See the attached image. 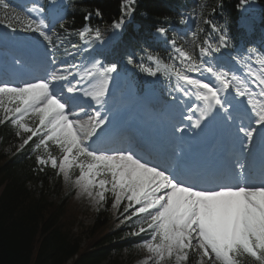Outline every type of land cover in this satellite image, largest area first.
<instances>
[{"label":"snow or ice","instance_id":"6c2138e0","mask_svg":"<svg viewBox=\"0 0 264 264\" xmlns=\"http://www.w3.org/2000/svg\"><path fill=\"white\" fill-rule=\"evenodd\" d=\"M249 2L241 0L242 10ZM134 4L135 0H123L121 18L112 24L114 30H120L125 18L132 16ZM0 10L3 12L0 24L13 32L39 33L53 47L56 44L54 37L64 43L65 38L55 31L51 34L46 31L43 19L14 14L6 0H0ZM35 11L42 12L43 9ZM90 15L88 13L85 19ZM96 15H101L98 9ZM203 22L218 34L215 42L197 43L195 32L187 47L178 46L175 39L171 40L179 68L154 55H149L148 59L155 67L136 64L132 55L128 56L127 63L153 77L158 73L174 75L181 92L202 102V106L197 105L200 112L195 121L197 128L216 109L223 110L225 119H232L224 97L230 89H234L237 96L246 97L252 116L249 126L240 127L239 131L245 138L242 146L247 149L257 131L251 125L260 126L264 131V59L257 57L259 73L250 69L251 83L258 89L253 91L248 81L205 59L228 48L230 38L223 26L210 19ZM166 31L164 27L157 29L161 35ZM78 35L89 41L93 37L98 41L102 39L99 27L85 26ZM115 72L117 64L105 66L99 60L78 70L80 81L90 85L84 95L102 106ZM190 73H199L202 78ZM71 75L65 68L22 84L0 82V125L10 123L15 129V135L21 139L17 150L37 138L33 150L41 153L36 157L40 165H50L66 183H71L98 205L106 203L110 194L114 210H119L122 204L124 212L132 210L127 219L140 218L136 234H150L139 246L148 254L142 264H264V179L258 184L251 182L245 165L238 163L234 170L235 183L207 187L189 182L131 149L94 147L107 118L101 111L89 113L81 107L77 112L69 106L63 86L58 82L67 81ZM184 86H188L187 90ZM77 91L80 89L75 86L67 87L68 93ZM53 148L58 154L53 153ZM77 171L78 175L74 176Z\"/></svg>","mask_w":264,"mask_h":264},{"label":"trees","instance_id":"16d2710c","mask_svg":"<svg viewBox=\"0 0 264 264\" xmlns=\"http://www.w3.org/2000/svg\"><path fill=\"white\" fill-rule=\"evenodd\" d=\"M6 2L14 14L31 16L29 6H20L14 0ZM122 3L123 0H38L30 10L41 8L43 11L37 13L48 15L52 5L56 7V14L62 15L55 32L67 40L60 47L58 57L71 52L73 45L87 41L86 57L97 50L105 51L108 64L115 63L117 70L124 72L127 87L135 82L140 93L147 82L155 80L163 86L169 76L162 73L155 77L148 75L127 63L129 55L133 56L136 64L155 67L148 59L149 55H154L165 63L180 67L174 51L153 40L155 29L170 27L186 32L194 22L190 32L176 35L175 31H169L168 37H174L178 46L183 44L185 47L193 39L194 32L197 43L204 40L215 42L218 34L203 22L210 19L223 26L230 38L229 47L216 53L227 55L240 46L247 50L250 45L244 30L237 26L241 18L262 17L257 23L256 32L259 34L260 27L264 26V0H250L245 10H242L241 0H135V11L130 18H125L122 26L123 35L115 38L112 24L121 18ZM97 9L100 16L96 15ZM88 13L91 15L85 19ZM184 15L193 17L191 26L183 25ZM0 18H3L2 10ZM85 26L99 27L102 39L98 41L93 37L89 41L81 38L78 33ZM27 33L43 38L39 33ZM36 142L34 137L22 150H17L21 139L15 135V129L10 123L0 125V264H101L104 261H108L106 264H129L134 255L129 254L122 259V250H135L150 235L136 234L140 218L132 216L127 219L131 212H124L123 205L114 210L120 223L107 211L100 210L90 226L88 237L75 235L74 223L65 214L66 200L71 195L61 193L64 179L57 170L38 164L36 157L41 153L33 150ZM6 148H11V151L6 153ZM53 153L58 154L55 148ZM30 185L36 186L37 190ZM55 194H60L58 202L51 199ZM111 204L108 196L105 205L112 209Z\"/></svg>","mask_w":264,"mask_h":264},{"label":"rangeland","instance_id":"374dc122","mask_svg":"<svg viewBox=\"0 0 264 264\" xmlns=\"http://www.w3.org/2000/svg\"><path fill=\"white\" fill-rule=\"evenodd\" d=\"M51 16L53 18H55V16H53V15H51ZM43 20L46 23V19H43ZM242 20L244 21V25L243 26H241V21ZM187 21H188L187 22L188 24L191 23V21L189 19ZM53 26L54 25H51V26L48 27V31L50 33H52V31H53V28H52ZM239 26L240 27H244L246 32H249V35H254L255 34L254 30H255L256 24L252 21V19H250V18H242V19H240ZM120 32H121V30H118L115 33V36H119ZM0 33H1L0 34L1 38L0 39H3V44L8 43V45H5V46L4 45H0V59L4 60L6 54H8V56L10 58V61H11V65H9V66H12V64H17L18 61L15 60L14 57L12 59L11 55H9V53H8L6 48H11V49H14V50L15 49H23V46L27 43V40H28L27 36L24 34L26 32L25 31H21V30H17L15 32H13L11 29H8L5 24H0ZM154 34H155L157 39L166 40V42H167L166 44L168 45L169 48L172 49L171 43H170L171 40L168 38L167 33L161 35V34H159L156 31ZM8 36H10V40H8ZM5 38H7V39H5ZM13 39L14 40H18L17 42H20L21 44H16V42L13 41ZM54 40L55 41L57 40L56 37H54ZM57 41H59V40H57ZM0 42H1V40H0ZM262 42H264V39L262 40ZM41 44H42V46L44 47V49L46 50V52L48 54V59L50 61V65H51V67H48L47 71H45V76H48L54 70L63 71L65 68H67L69 71H73V70L76 71V70H78V66H82L81 65L82 64L81 60H78L77 62L76 61L73 62V64H70V62H66L67 65H65L63 67H58L59 63H56V64L54 63L53 64V60L56 61L54 59V57L57 55L58 49H56L55 47H53L51 45H48V43L46 41H44V40L41 41ZM263 49H264V43H263ZM83 51H84V48L76 47L75 52H73L71 55H79ZM97 55L98 56H93L92 58L89 59V62L86 64L87 67H90L91 64L94 63L96 60H99L101 62L103 61L104 52L97 53ZM73 65H75V67H73ZM17 66L21 67L20 64H17ZM240 67H242V68L239 69L241 78L245 79L246 81H248L249 87H251L253 89V91H258L256 86L251 83V80L253 79V77L250 75V69H251V71L257 72V73H259L260 70H258L257 68H256L257 70L253 69L252 65H248L249 69L243 68V65H240ZM259 69H261V68H259ZM115 73L112 74V79H111V81L114 84L112 82H110V84L108 86L110 92H115L116 91V87H114V85L116 83H119L118 84L119 87L121 86V79L122 78H121L120 75H117ZM204 75L207 77L209 74H204ZM192 76H194L196 78H202L200 76V74H193ZM33 77L35 78L36 76L33 75ZM70 79H73V78H69V80L65 81L63 83V85H65L66 87H70L72 85H79V86H84L85 85V87H90L89 83H87L85 81H82V82L80 81V76L79 75H77V79L78 80H75L76 84L71 82ZM212 79L214 81V78H212ZM78 81H80V82L78 83ZM175 82L177 84V80H175ZM85 87H82V89L80 91H78V92H82L85 89ZM184 87L187 90L188 86H184ZM109 90H108V94H109ZM178 92H179V95H180L181 98H180V102L178 103L179 106L175 107L174 109L178 110V111H181V115L180 116L183 118L184 121L189 116H191L192 117L191 120H194V121L199 119L200 112L197 109V105H201L202 106V102L197 100L192 95H185L184 92H181L179 89H178ZM64 93L67 94V91H65ZM121 95L118 96V97H110V95L109 96L107 95L106 98H105V103L103 104V107L101 105H96L95 104L94 107H93L94 110H98V111L103 110V109H104V111L105 110L106 111L109 110V112H111L109 116H111V117L117 116L120 113H125V114H127V115H129L131 117L136 118L139 123L143 122L142 119H145L147 117H152V120H150V121L153 124L157 123V121L155 120L157 115L162 114L164 112L163 110L154 111L152 109V107H156L159 103H161V99L160 100L154 99L151 92H147L146 94L143 95V97L142 96H136V98L131 97L132 95H125V97L123 98V96H121ZM224 97H225V101H226V107H228V110L236 111L237 109H240L241 111L251 112L250 106L247 104V98L246 97L237 96L235 94L234 89H230L228 92H226L224 94ZM124 100H126V101H124ZM119 101H122V104L125 105L123 111H117V109L114 110V108L117 106ZM112 107H114V108H112ZM171 108H173V107H171ZM214 111L217 112V111H219V109L218 110H214ZM237 118L238 117L233 116L231 120H227V119L226 120L228 122H231V123H236L237 121L235 119H237ZM239 118L241 119V117H239ZM121 119L124 122V118H121ZM131 121L133 122V120H131ZM108 122H110V121H107V123ZM157 126L160 128V131L174 132L173 134H175L176 131H180L181 128H182L181 125H174L172 123L168 127H161L159 125H157ZM251 126L256 127V129H258L260 127V126L254 125V124H252ZM173 127H174V129H172ZM10 151H11V148H6V153H8ZM40 166L44 167V165H40ZM75 175H78V171L74 173V176ZM30 187L33 190H37V187L34 186V185H30ZM61 193H63V194L64 193H67V194L70 193V195H71L66 200L65 214H66V218L68 220L69 219L72 220L73 223H74L73 232L75 233V235L87 238L90 226L94 223L95 216H96L97 212L100 211V210L107 211V213H109V215L111 217L114 216V220L118 219L117 221H118V223H120L119 222L120 218L115 217L116 215L114 214V209L113 208L111 209L110 206L106 207L105 203L103 205L96 204L88 196L82 195L79 192V190L76 187H74L71 183H66L64 181L63 190L61 191ZM56 196H51V199H53L54 201L58 202L60 200V197H59L60 194L57 197ZM108 196H109V201L112 202V200H110V199H112L111 195L109 194ZM123 208H124V205H123ZM129 212H132V210H129ZM83 243H85V241ZM139 246H138V248H136L133 251H130L129 249L122 250V252L120 253L122 259L127 258L129 256V254H133L134 255L133 260L129 264H135V263H138V262L142 261L143 259H145L148 254H147V252L145 250H143ZM115 256H116V254H115ZM107 262L108 261H104L101 264H106Z\"/></svg>","mask_w":264,"mask_h":264},{"label":"bare ground","instance_id":"6f19581e","mask_svg":"<svg viewBox=\"0 0 264 264\" xmlns=\"http://www.w3.org/2000/svg\"><path fill=\"white\" fill-rule=\"evenodd\" d=\"M189 26H191V23L189 24ZM3 32V31H2ZM1 34V33H0ZM4 34V33H3ZM0 38H1V35H0ZM5 39H7V38H5ZM1 40V42H0V45H8V43H6V44H3V39H0ZM8 40H10V36H8ZM13 41H15L16 42V44H21L20 42H17L18 40H14L13 39ZM9 53V52H8ZM9 55H11L10 53H9ZM26 58L28 59L29 57L28 56H26ZM13 63V62H12ZM0 64H2V65H4L5 63L4 62H2L1 60H0ZM41 63L40 62H36V63H34V65H35V67H37L38 65H40ZM6 73H7V71H6ZM2 76V73H0V77ZM73 77H75V78H73ZM41 78H43V77H41ZM70 78H73V79H70L71 80V82H73V83H75L76 84V81L75 80H78L77 79V73L75 74V75H73V76H71ZM82 82V81H81ZM112 82V81H111ZM113 83V82H112ZM59 84V83H58ZM114 84V83H113ZM59 85H61V86H63V91L65 92V86L63 85V83H60ZM72 86H74V85H72ZM75 87H77V85H75ZM125 89H127V87L125 88ZM108 90H109V88H108ZM110 91V90H109ZM66 95V94H65ZM108 96H109V94H107ZM69 98L70 99H72V102H71V104H69V106L71 107V108H73L74 110H78L79 111V109L77 108V103H83L84 105H82L83 106V108L84 109H86L89 113H91V112H93V110H94V105L96 104H94V100H92V98L90 97V96H86V95H84V91H82V92H76V93H70V95H69ZM191 98V97H190ZM109 99V98H108ZM127 100V99H126ZM111 101V100H110ZM129 101V100H128ZM97 105V104H96ZM128 105V104H127ZM132 106V105H131ZM102 107H103V105H102ZM133 107V106H132ZM112 108H114V107H112ZM108 109V108H107ZM115 109H117V111H121V108H120V106L119 105H117L115 108H114V110ZM216 110H218V109H216ZM98 111V110H97ZM101 111V115L102 116H104V112H106V110L104 111V109L103 110H100ZM109 111V110H108ZM121 118H124V120H127L128 118H127V116H126V114H121L117 119H116V121H115V124L117 125V126H119L120 128L121 127H123L124 126V122H123V120L121 119ZM103 128H105V127H103ZM102 128V129H103ZM201 128H202V132L203 133H205L206 135H213V136H217V134L215 133V132H213L212 131V128H214L213 127V125H212V118L210 117V116H208V118L207 119H205V120H203V123H202V126H201ZM118 132V131H117ZM114 136H116V133H114L113 134ZM119 135V134H118ZM121 137H123V136H121V135H119V136H116V139L117 140H119V142H120V140L121 141H123L124 139H121ZM95 139V138H94ZM221 140L222 141H230V139H229V137H227V136H221ZM261 140H264V133L262 134V136H261ZM225 183H227V182H225ZM144 260V259H143ZM143 260L142 261H140V262H138V263H135V264H142V262H143Z\"/></svg>","mask_w":264,"mask_h":264}]
</instances>
